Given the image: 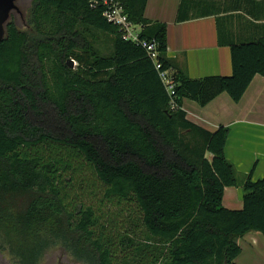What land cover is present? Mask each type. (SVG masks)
Listing matches in <instances>:
<instances>
[{
  "label": "trees",
  "instance_id": "obj_1",
  "mask_svg": "<svg viewBox=\"0 0 264 264\" xmlns=\"http://www.w3.org/2000/svg\"><path fill=\"white\" fill-rule=\"evenodd\" d=\"M117 2L140 27L139 43L103 17L101 0H31L24 29L9 16L0 43V252L16 264H40L56 247L79 264H234L240 239H264V177L239 179L224 154L229 128L193 124L182 102L204 107L222 93L239 102L264 77V40L229 45V76L192 80L167 57L166 24L144 17L147 0ZM193 2L179 0L175 23L194 16ZM142 41L153 43L155 60ZM83 170L102 190L97 203L83 200ZM227 187L241 188V209L223 206ZM114 202L131 227L107 220Z\"/></svg>",
  "mask_w": 264,
  "mask_h": 264
},
{
  "label": "crops",
  "instance_id": "obj_2",
  "mask_svg": "<svg viewBox=\"0 0 264 264\" xmlns=\"http://www.w3.org/2000/svg\"><path fill=\"white\" fill-rule=\"evenodd\" d=\"M194 16L175 23L179 0H147L144 17L167 26V57L192 80L231 74L230 44L264 40V0H192ZM186 118L207 131L229 128L224 154L239 179L264 177V77L255 75L239 102L222 93L204 107L183 100ZM222 204L242 206L240 187H227ZM234 264H264V239L254 233L238 241Z\"/></svg>",
  "mask_w": 264,
  "mask_h": 264
},
{
  "label": "rangeland",
  "instance_id": "obj_3",
  "mask_svg": "<svg viewBox=\"0 0 264 264\" xmlns=\"http://www.w3.org/2000/svg\"><path fill=\"white\" fill-rule=\"evenodd\" d=\"M31 0H15V5L17 7V11H12L10 14L12 16V20L15 22L18 28L24 29L26 13L30 6ZM74 63V67H75ZM78 177L83 180L82 191H83V200H89L92 198L93 202L97 203L101 197L102 190L99 186L93 185L92 177L89 172L83 170L79 173ZM95 189V190H94ZM91 191H95L94 196H90L88 193ZM91 197V198H90ZM121 207L114 203L108 204V216L107 220L110 221L112 227L115 229L119 227L118 230L126 229L127 227H131L130 216L127 213L126 207L125 211L121 212ZM122 258V254L119 255V259ZM0 264H16L13 259L10 257L7 251L0 252ZM40 264H79L76 263L72 256L64 251L60 247H56L48 251L44 258L42 259Z\"/></svg>",
  "mask_w": 264,
  "mask_h": 264
},
{
  "label": "built area",
  "instance_id": "obj_4",
  "mask_svg": "<svg viewBox=\"0 0 264 264\" xmlns=\"http://www.w3.org/2000/svg\"><path fill=\"white\" fill-rule=\"evenodd\" d=\"M102 4L105 7V11L103 17L108 22H111L120 27L122 32V37L124 40H129L134 43H139L138 34L140 31V27L137 25H133L131 22L127 20V17L123 14V10L120 7L117 0H101ZM141 46L145 48V50L149 53L151 59H156V53L154 51L153 43L140 42ZM156 70L160 69V65L155 63ZM159 78L164 84L166 91L168 93L172 92V83L169 77V71L159 72Z\"/></svg>",
  "mask_w": 264,
  "mask_h": 264
},
{
  "label": "water",
  "instance_id": "obj_5",
  "mask_svg": "<svg viewBox=\"0 0 264 264\" xmlns=\"http://www.w3.org/2000/svg\"><path fill=\"white\" fill-rule=\"evenodd\" d=\"M12 11H17L15 0H0V43L5 37V25ZM66 64L73 69L74 62L72 60H67Z\"/></svg>",
  "mask_w": 264,
  "mask_h": 264
}]
</instances>
